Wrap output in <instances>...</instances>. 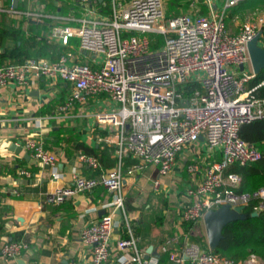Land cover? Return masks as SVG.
<instances>
[{
  "label": "built area",
  "instance_id": "obj_1",
  "mask_svg": "<svg viewBox=\"0 0 264 264\" xmlns=\"http://www.w3.org/2000/svg\"><path fill=\"white\" fill-rule=\"evenodd\" d=\"M91 1L80 0L79 17L0 7V14L11 18L37 23L48 20L47 42L69 48L70 40L77 39L79 55L92 58L84 63L78 54L66 51L53 61L28 58L20 64L0 66V90L24 88L40 79L62 81L67 95L52 117L57 121L72 119L75 107L100 95L113 105L97 111L94 122L108 131L99 141L114 148L115 167L94 177L75 174L69 185L44 197L46 204L57 206L98 187L112 195L109 212L80 232L81 242L89 250L88 264L107 263L113 251L125 254L121 264H154L143 260L125 214L122 183L126 157L135 161L128 173L153 166L163 177L172 172L178 154L186 148L198 151L203 144L210 154L220 156L211 161L198 158L186 166L187 174L197 181L186 188L190 201L181 210L182 225L201 222L208 211L222 206L245 208L255 202L256 212L263 211L264 187L252 193H234L240 178L225 172L231 165L244 166L261 158L256 147L239 138L238 130L264 118V101L253 95L264 81L251 85L257 75L247 51V44L259 34L261 44L264 16L241 23L232 32L226 25L227 12L243 0H190L186 13L169 18L163 0H108L106 16L97 14ZM158 37L162 38L159 45ZM23 148L34 161L56 169L57 156L45 148L37 134L25 137ZM77 161L101 169L91 156L78 154ZM21 173L29 176L26 171ZM159 184L155 180L153 187ZM118 210L125 237L114 236ZM188 234L179 252L168 253L171 264H236ZM27 249L24 241L10 240L1 244L0 253L4 260H15ZM256 261L251 256L240 264Z\"/></svg>",
  "mask_w": 264,
  "mask_h": 264
},
{
  "label": "crops",
  "instance_id": "obj_2",
  "mask_svg": "<svg viewBox=\"0 0 264 264\" xmlns=\"http://www.w3.org/2000/svg\"><path fill=\"white\" fill-rule=\"evenodd\" d=\"M107 1L98 0L96 4L92 0L91 5L97 14L106 16L102 8L106 7ZM189 2L187 0L184 12L174 15L186 13ZM9 6L20 11L42 10L60 16L79 17L82 11L80 0H0V7ZM181 7L184 8L183 5ZM48 27V20L37 23L0 14V30H19L25 38L33 35L38 42L45 41L58 51L65 49V52L79 55L77 39L70 40L69 48L47 42L44 37ZM4 44L10 48L13 41L4 38ZM2 54L0 47V66L9 65L13 61L12 54ZM42 58L47 59V56ZM91 60L84 54L79 55V61L90 63ZM66 95L67 86L59 80L49 82L40 79L24 88L10 86L0 90V246L10 240H21L28 245V249L15 260H4L0 253V264H88L89 250L81 242L80 232L110 210L112 195L101 187L75 195L57 206L44 202L47 193L69 185L73 175H97L95 170L77 161L80 152L76 149L78 144L95 149L105 144L99 138L107 133L102 135L104 130L97 128L94 114L113 107L106 96L100 95L83 107H75L72 119H52ZM33 133L40 137L45 148L57 156L55 170L34 161L23 148L25 137ZM204 148L200 144L201 153L194 147L183 150L178 154L172 172L163 177L153 166L130 174L127 168L135 161L125 158L122 183L124 210L132 232L134 228L138 231L137 249L144 261L171 264L167 260L168 253L179 252L183 246L187 232L179 217L190 201L186 188L197 181V177L187 174L186 166L198 158L206 157L208 161L220 159L218 154H210L207 149L203 153ZM110 159L114 164L112 168L104 170L101 166L97 170L98 175L115 167L114 148ZM23 171L29 176L22 174ZM155 180L160 182L158 188L153 187ZM123 232L121 217L116 212L114 236L121 237ZM196 233L206 243L202 221L198 222ZM188 236L193 240L191 234ZM149 248L151 253L144 259ZM124 255L113 251L105 264H121L125 260ZM256 262L260 263L258 259Z\"/></svg>",
  "mask_w": 264,
  "mask_h": 264
},
{
  "label": "trees",
  "instance_id": "obj_3",
  "mask_svg": "<svg viewBox=\"0 0 264 264\" xmlns=\"http://www.w3.org/2000/svg\"><path fill=\"white\" fill-rule=\"evenodd\" d=\"M249 1L251 0L241 1L235 7L230 8L227 15L231 16L234 11L246 5H264V0H252L250 3ZM95 3L98 4V0H95ZM103 11L106 15L109 14L110 8L108 1L106 7L102 8V12ZM172 16H174V14L170 16H167L166 14L167 18ZM11 30H0V47L3 49L2 55L6 56L9 53L12 54L13 61L10 64H20L28 58L40 59L44 56H47V59L53 61L65 52V49L58 51L57 49L50 47L45 41L38 42L33 35H29L25 38L19 30ZM4 38H10L13 41V45L10 48L5 46ZM161 41L162 38L158 37L156 41L157 45L161 44ZM261 43L264 48V30ZM155 45H152V47H155ZM260 80L264 81L263 71L256 76L251 85ZM253 95L255 98L264 101V86L256 89ZM101 132L102 135H105L108 131L104 130ZM238 136L245 143L256 147L261 153V158L255 163L244 166L238 164L231 165L227 168L225 175L233 174L240 178L238 186L233 189L234 193H252L258 188L264 187V118L253 121L249 124L241 125L238 130ZM76 150H78L80 154L95 158L104 170L112 168L114 165L113 160L110 159L111 150L113 151V148L107 147L105 144H100L98 149L78 144ZM103 156L107 157L104 158ZM96 172V176H98V171L95 170V173ZM255 205V202H251L245 206L244 214L246 217L243 220L229 223L224 227L222 231V239L218 246L212 250L214 253L222 258L231 260L236 264L247 261L251 256L258 259L260 261L259 264H264V210L257 212V215L252 216V214L256 212ZM197 225V222L188 223L184 226L185 231L192 235L194 241L198 242L203 247H206V243L196 234ZM133 232L136 238L138 231L134 228ZM121 237H125V235H122ZM161 261L162 260L159 259V262Z\"/></svg>",
  "mask_w": 264,
  "mask_h": 264
},
{
  "label": "water",
  "instance_id": "obj_4",
  "mask_svg": "<svg viewBox=\"0 0 264 264\" xmlns=\"http://www.w3.org/2000/svg\"><path fill=\"white\" fill-rule=\"evenodd\" d=\"M259 35L247 44L249 60L255 75L260 74L262 71L264 72V48L258 44ZM14 152H17V150H14ZM117 214H120L119 210ZM255 215H257V212L252 214V216ZM245 217L244 207L242 206L235 207L234 209H230L229 206H222L217 210L208 211L202 218L208 248L213 250L218 246L222 239V231L226 225L243 220ZM150 253L149 248L146 251L144 259H147Z\"/></svg>",
  "mask_w": 264,
  "mask_h": 264
},
{
  "label": "rangeland",
  "instance_id": "obj_5",
  "mask_svg": "<svg viewBox=\"0 0 264 264\" xmlns=\"http://www.w3.org/2000/svg\"><path fill=\"white\" fill-rule=\"evenodd\" d=\"M163 1H164V6H166L165 14H167V16H170V15H173L179 12H184L186 10L187 0H163ZM182 5L184 6V8L181 7ZM259 16H264V5L263 4H254L251 6L246 5L234 11L231 14V16L226 15L225 21H226V25L228 29L230 31H234L239 26V24L244 23V22H254ZM205 152H207L206 147L203 149V153ZM199 153H201L200 149H199ZM196 234L198 235V233Z\"/></svg>",
  "mask_w": 264,
  "mask_h": 264
}]
</instances>
